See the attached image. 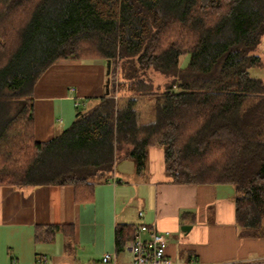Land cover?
I'll return each mask as SVG.
<instances>
[{"label":"trees","instance_id":"trees-1","mask_svg":"<svg viewBox=\"0 0 264 264\" xmlns=\"http://www.w3.org/2000/svg\"><path fill=\"white\" fill-rule=\"evenodd\" d=\"M263 37L264 0H0V186H71L90 202L120 159L140 176L160 147L169 183L232 186L241 236L264 237V82L249 73ZM73 59L109 61V94L39 142L35 85ZM138 97L151 98L150 119ZM59 232L74 229L36 225L34 241ZM133 237L117 225L115 251Z\"/></svg>","mask_w":264,"mask_h":264},{"label":"crops","instance_id":"crops-1","mask_svg":"<svg viewBox=\"0 0 264 264\" xmlns=\"http://www.w3.org/2000/svg\"><path fill=\"white\" fill-rule=\"evenodd\" d=\"M257 54L262 62L258 68L264 70V44L261 43ZM105 69L103 63L92 60L83 59L74 63L61 60L42 75L34 88L33 117L37 141L47 142L62 131L66 117L70 119L72 100L90 99V108L105 95ZM76 101L74 105L77 106ZM146 168L147 178L144 174L136 175L133 169L127 179H119L114 170L109 182L94 186L90 202H76L71 186H0V227L25 228L30 244L29 251L22 252L17 247L15 253L7 254L8 258H0V264H11L12 260V264H34L40 256L45 257L48 264H59L50 262L43 251L36 252L34 245L47 243L34 241V227L72 226L74 232L70 239L78 246L85 212L89 211L94 216V227H97L95 209L100 197L107 206L108 214L102 234L94 233L93 239L96 241L100 237L105 245L101 256L111 255L113 248L112 257L118 263H127L130 256L125 246L120 252L115 251V227L127 225L134 229L136 225L145 224L170 232L166 255L178 263L264 264V237L241 236L235 223L232 186L169 183L164 174L160 147L149 148ZM104 184L106 187H101ZM102 191H106L105 197L101 195ZM58 234L66 239L62 233L56 236ZM123 251L126 256L121 255ZM92 253L87 250L85 255L91 259ZM101 256L100 259L92 258L88 264L91 261L92 264H102ZM119 257L122 260L118 261Z\"/></svg>","mask_w":264,"mask_h":264},{"label":"rangeland","instance_id":"rangeland-1","mask_svg":"<svg viewBox=\"0 0 264 264\" xmlns=\"http://www.w3.org/2000/svg\"><path fill=\"white\" fill-rule=\"evenodd\" d=\"M264 42H262V45ZM185 63L187 61V58L184 59ZM76 59L69 60V62H76ZM184 63V64H185ZM106 65V63L104 64ZM249 73L252 77L255 78H261L264 80V70L261 68H251L249 70ZM156 76V77H155ZM153 77V76H152ZM153 82L159 83L162 85L164 83V80L161 76L155 74L154 75ZM114 80H115V94L114 97L115 99H118L117 101L121 100L123 97L122 92L117 93V88H118V82L121 80L120 77V71L118 68L115 69V74H114ZM71 88V87H70ZM75 88V87H73ZM162 89V87H161ZM126 97V96H125ZM77 99V98H76ZM75 99V101H76ZM85 100V99H84ZM81 100L77 99V106L74 105L75 101L70 102V107H69V113H70V119L66 117L65 125L64 128H67L70 126L72 121L74 120V116L77 112L79 111H84L89 108L88 101L87 100ZM153 108L152 100L149 97L142 98L138 97L136 99V104H135V110L138 114V119L139 121H144L146 119H150L151 116L150 114ZM68 113V117H69ZM150 113V114H149ZM62 129V130H63ZM134 169V164L132 160L128 158H123L120 159L116 163V169L115 173L117 175V178L119 179H127V175ZM144 178H147L148 173H147V168L144 172ZM106 184L101 187H106ZM106 191H102L101 195L105 197ZM100 197V196H99ZM99 200V203L96 206L95 213H96V224L97 227H94V216L89 213V211L85 212L82 216V224H81V231H80V244L78 246L74 245L69 238H63L60 234H58L55 238L54 241L47 243V244H36L34 245L36 248V252L39 254L41 253L40 251H43L42 253L45 254L47 259L52 262V263H59V264H88V261L92 260V258L100 259V256L102 254V250H104V244L99 237L96 241L93 239L94 233H97L99 236L103 232V223L105 219L107 218L108 210L107 206L104 205L101 201ZM135 203V202H134ZM137 208V207H136ZM25 228L22 227H12V226H2L0 227V258H8V255H12V253H15V248L19 247L22 252L23 251H29V245L27 238H26V232L24 230ZM23 238L20 240V237ZM113 245V244H112ZM40 250V251H39ZM87 250L92 251L93 253L90 255V257H87L85 255V252ZM95 250V252H94ZM110 254H114L113 248L110 251ZM27 255V252L25 253V256ZM103 254L101 258L104 256ZM122 256L125 255L124 251L121 253ZM126 256V255H125ZM122 260L120 257L118 258V261ZM90 263V262H89ZM92 264V261L91 263Z\"/></svg>","mask_w":264,"mask_h":264},{"label":"built area","instance_id":"built-area-1","mask_svg":"<svg viewBox=\"0 0 264 264\" xmlns=\"http://www.w3.org/2000/svg\"><path fill=\"white\" fill-rule=\"evenodd\" d=\"M133 230L134 237L124 244L130 260L127 263H118L112 255L105 254L101 258L102 264H181L166 255L170 232L159 231L155 226L145 224L136 225ZM34 264L48 263L45 257L40 256Z\"/></svg>","mask_w":264,"mask_h":264},{"label":"water","instance_id":"water-1","mask_svg":"<svg viewBox=\"0 0 264 264\" xmlns=\"http://www.w3.org/2000/svg\"><path fill=\"white\" fill-rule=\"evenodd\" d=\"M109 70H110V62L107 61L106 62V74H109ZM104 88H105V95H108L109 94V79L105 81Z\"/></svg>","mask_w":264,"mask_h":264}]
</instances>
